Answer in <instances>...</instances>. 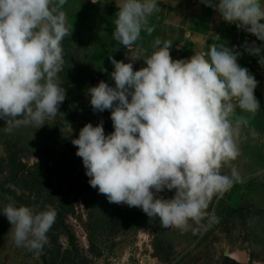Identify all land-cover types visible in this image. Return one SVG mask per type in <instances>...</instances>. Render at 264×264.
Here are the masks:
<instances>
[{
  "label": "clouds",
  "instance_id": "9594fccd",
  "mask_svg": "<svg viewBox=\"0 0 264 264\" xmlns=\"http://www.w3.org/2000/svg\"><path fill=\"white\" fill-rule=\"evenodd\" d=\"M66 0H0V120L6 131L43 126L66 98L57 80L63 70L62 40L71 31L62 6ZM103 5L101 0H90ZM226 23L252 34L261 45L239 47L264 67V0H201ZM107 3V2H105ZM159 0H116L112 38L131 51ZM154 51L133 69L109 61L112 85L101 80L87 89L94 112L109 110L112 131L103 120L85 123L71 140L88 184L109 203L139 208L164 228L186 230L199 224L216 195L241 181L235 167H221L240 155L238 141L247 121L235 110L256 113L258 81L238 64L237 46L211 47L187 59H173L172 41H153ZM34 158V157H33ZM35 159V158H34ZM161 192L174 193L163 199ZM11 225L15 246L37 254L56 218L51 206L37 211L9 203L0 210ZM210 219L215 220L214 213Z\"/></svg>",
  "mask_w": 264,
  "mask_h": 264
},
{
  "label": "rangeland",
  "instance_id": "374dc122",
  "mask_svg": "<svg viewBox=\"0 0 264 264\" xmlns=\"http://www.w3.org/2000/svg\"><path fill=\"white\" fill-rule=\"evenodd\" d=\"M62 10L72 31L61 42L64 64L57 80L66 98L58 113L38 129L6 131L0 120V210L9 203L37 211L51 206L56 218L37 254L15 246L11 225L0 214V264H264V156L258 146L264 117L241 115L247 125L238 141L240 155L221 167L222 174L235 167L241 181L213 196L209 215L199 224L164 228L137 207L109 203L88 184L71 140L85 123L103 120L105 134L113 130L109 110L94 112L87 89L101 80L113 84L109 56L123 62L135 56L133 69L144 66L156 33L142 29L126 51L112 38L110 22L94 14L90 0H66ZM159 196L170 200L174 193Z\"/></svg>",
  "mask_w": 264,
  "mask_h": 264
},
{
  "label": "crops",
  "instance_id": "0c3cea01",
  "mask_svg": "<svg viewBox=\"0 0 264 264\" xmlns=\"http://www.w3.org/2000/svg\"><path fill=\"white\" fill-rule=\"evenodd\" d=\"M107 2V3H105ZM103 5L93 4L94 14L99 17V21L110 22L114 28L116 0H101ZM158 10L154 11L148 17L147 23L153 26L152 32L156 33L152 41L159 38L161 41H172V47L169 49L170 56L173 59H187L197 51H207L211 47L225 45L231 48L237 46L241 51L238 58V64L248 69V71L258 81L254 89V96L259 102L260 109L252 114L239 108L235 110L233 120L242 118V114L248 118L256 119L264 117V67H261L257 60L258 57L250 56L244 53L239 46L244 42L251 44L255 42L257 46L261 45L255 36L243 30H238L235 24H229L221 20L216 13L205 6L201 0H159ZM105 10V14L102 13ZM110 12L111 21L108 20ZM101 23V22H100ZM154 51L152 46V52ZM264 55V53H262ZM259 128L264 129V121L259 122Z\"/></svg>",
  "mask_w": 264,
  "mask_h": 264
},
{
  "label": "built area",
  "instance_id": "2783aa9c",
  "mask_svg": "<svg viewBox=\"0 0 264 264\" xmlns=\"http://www.w3.org/2000/svg\"><path fill=\"white\" fill-rule=\"evenodd\" d=\"M258 146L262 155L264 156V131H262L258 136Z\"/></svg>",
  "mask_w": 264,
  "mask_h": 264
}]
</instances>
